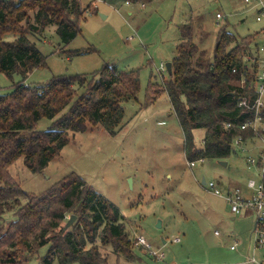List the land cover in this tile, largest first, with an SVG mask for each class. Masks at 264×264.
Segmentation results:
<instances>
[{
  "label": "rangeland",
  "instance_id": "1",
  "mask_svg": "<svg viewBox=\"0 0 264 264\" xmlns=\"http://www.w3.org/2000/svg\"><path fill=\"white\" fill-rule=\"evenodd\" d=\"M82 2L88 4V10L80 23V32L70 43L62 41L55 25L29 33L46 56V65L35 68L25 83H45L61 74H89L108 63L139 71L138 99L125 103V117L118 133L89 126L92 128L87 131L71 134L70 142L43 172L30 170L20 157L10 166V174L25 191L39 194L67 174L77 173L119 208L131 238L143 235L152 251L165 254L158 259L145 246L135 245L136 258L130 261L98 242L108 257L106 264H242L243 254L254 252L258 215L247 207L235 215L228 200L204 185L203 179L213 180L224 193L227 189L220 185L228 183L229 178L231 188L239 187L243 196H251L247 182L253 169L245 160L250 152L238 145L227 165L205 159L196 160V165L191 166L185 154L184 132L168 93L148 102V91L153 82L162 86L164 80L170 79L167 68L162 70L161 64L166 65L175 55L181 40L180 24H195V39L212 60L221 29L242 41L250 34L247 55L257 54L264 45V17L258 21L256 9L244 0ZM218 12L224 14L222 18H216ZM253 63L249 60L247 66ZM20 80L19 74L0 73V93L11 91ZM51 124V119L42 118L36 128L45 130ZM259 130L263 136L264 123ZM193 132L196 145L201 147L206 131ZM71 215L68 213L62 225L66 226ZM177 237L181 239L178 243L174 242ZM234 244L237 250L230 249ZM49 247L39 248L22 264H43ZM255 252L259 257L264 255V249ZM53 264L60 262L55 259Z\"/></svg>",
  "mask_w": 264,
  "mask_h": 264
},
{
  "label": "trees",
  "instance_id": "2",
  "mask_svg": "<svg viewBox=\"0 0 264 264\" xmlns=\"http://www.w3.org/2000/svg\"><path fill=\"white\" fill-rule=\"evenodd\" d=\"M86 10L88 4L82 0H0V73L22 76L11 91L0 93V264H22L45 245L50 247L43 264L55 259L60 264H106L108 257L98 242L130 261L136 258L137 238L130 237L124 215L80 175L71 172L44 192L32 194L9 172L20 157L30 170L43 172L70 142L71 134L89 126L118 133L125 103L138 99L139 71L108 63L89 74H61L45 83H25L35 68L46 65V56L29 33L55 25L62 41L70 43L80 32ZM179 32L170 79L162 86L150 85L148 102L168 93L190 162L226 160L236 151L238 135L245 140L256 136L251 128L240 129L256 118L255 111L238 105L240 99L256 96L260 62L246 68L245 61L252 37L249 34L242 41L221 29L211 60L195 39V24L182 23ZM11 35L16 37L10 40ZM261 114L264 121V108ZM42 118L52 124L38 130ZM228 121L232 127L224 129ZM196 129L206 131L201 147L194 140ZM8 213L12 217H6ZM68 213L77 217L69 227L62 225Z\"/></svg>",
  "mask_w": 264,
  "mask_h": 264
},
{
  "label": "built area",
  "instance_id": "3",
  "mask_svg": "<svg viewBox=\"0 0 264 264\" xmlns=\"http://www.w3.org/2000/svg\"><path fill=\"white\" fill-rule=\"evenodd\" d=\"M244 3L251 8L256 9L257 11V16L256 19L258 21H261L264 17V0H244ZM224 14L221 12H218L216 15V18H222ZM218 22V20H217ZM252 60V62H260V72L258 75L257 79V87L255 89L256 96L253 98V100L248 99L246 97L240 99L238 102L239 106H244L247 109H252L255 111L256 118L253 120L246 121L240 125L241 130H246V129H252L256 133V136L259 135L260 133V126L263 125L264 121L262 119V109L264 108V45L260 46L258 49L257 54H252L247 55L245 57L246 61V68H249L247 66V61ZM162 70H166V65L165 63L161 64ZM245 80V75H242V81ZM232 127L231 122H225L224 123V129H230ZM245 138L243 135H238L235 138V145L242 146V144L245 142ZM203 160V159H201ZM247 161L250 166H255L258 169V176L259 178H252L248 181V188L253 190L254 194L250 198H245L242 195V192L239 187L233 189L232 191H226L222 192L219 190L217 187V183L214 182L213 180L211 181H206V185L210 187L211 190H213L214 193L218 195L224 196L228 202L230 203L232 207V211L237 214L242 211L243 207L247 208H253L254 211L258 215V219L260 223L255 227L254 230V252L248 255L247 257V263L248 264H264V257H259L255 250L257 249H264V151L259 157H254V156H248ZM197 162L191 161L190 165L194 166L196 165ZM257 219V220H258ZM217 234H219L218 231H216ZM181 239L179 237L174 239V242H180ZM137 246H145L149 250H151V245L148 243L147 239L143 236L140 235L137 237L136 241ZM237 245H231V250H236ZM151 254L158 258V259H163L165 257V254L161 250H151Z\"/></svg>",
  "mask_w": 264,
  "mask_h": 264
},
{
  "label": "crops",
  "instance_id": "4",
  "mask_svg": "<svg viewBox=\"0 0 264 264\" xmlns=\"http://www.w3.org/2000/svg\"><path fill=\"white\" fill-rule=\"evenodd\" d=\"M256 34V33H255ZM254 37H255V35H254ZM253 37V38H254ZM240 147H242L243 148V150L244 151H246V152H250V155L248 154L247 156H245V160L247 161V157L248 156H254V157H259L261 154H262V152L264 151V135L263 136H261V135H257V136H253V137H251L250 139H248L247 141H245L243 144H242V146H240ZM237 148H239V146L238 145H236V149ZM243 151V152H244ZM229 158H227L226 159V161L228 160ZM228 162V161H227ZM247 165H248V167H249V169H253L252 171H253V175H252V177H250L249 178V180L250 179H252V178H256V179H258L259 178V176L257 175L258 174V169H257V167H255V166H250L249 165V163H248V161H247ZM235 179H236V177H235ZM228 181V183H224V182H221V187H223V188H225V189H227L226 191H232L233 189H235V188H231L230 187V182H231V179H227ZM248 180V181H249ZM247 184H248V182H247ZM204 185H206V184H204ZM248 187V186H247ZM249 189V188H248ZM251 190V189H250ZM244 194V197L245 198H250L253 194H254V192H253V190H252V195L251 196H249V195H247V193H243ZM238 214V213H237ZM237 214H235V215H237ZM256 226V225H255ZM251 242H252V240H251ZM231 249V248H230ZM251 249H252V246H251ZM236 250H237V247H236ZM251 251V250H250ZM250 251H247V255L245 254H243V256H244V260L242 261V264H248L246 261H247V257H248V255L249 254H251L250 253ZM262 257H264V255L262 256Z\"/></svg>",
  "mask_w": 264,
  "mask_h": 264
},
{
  "label": "water",
  "instance_id": "5",
  "mask_svg": "<svg viewBox=\"0 0 264 264\" xmlns=\"http://www.w3.org/2000/svg\"><path fill=\"white\" fill-rule=\"evenodd\" d=\"M166 68H167L168 72L170 74H172L173 70H172V62L171 61L166 64ZM219 162L222 163L223 165H227V163H228L226 160H223V159H220ZM203 184H206L205 178L203 179ZM75 219H76V215L72 214L71 217L69 218L66 226L67 227L71 226L73 224V222L75 221Z\"/></svg>",
  "mask_w": 264,
  "mask_h": 264
}]
</instances>
